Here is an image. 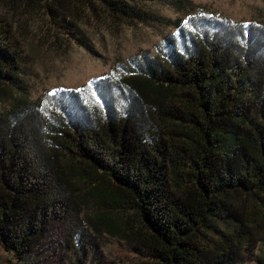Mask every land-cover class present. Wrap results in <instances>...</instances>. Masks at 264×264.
Masks as SVG:
<instances>
[{"label":"trees","instance_id":"trees-1","mask_svg":"<svg viewBox=\"0 0 264 264\" xmlns=\"http://www.w3.org/2000/svg\"><path fill=\"white\" fill-rule=\"evenodd\" d=\"M28 1L68 35L61 20L76 6L128 26L163 19L155 0ZM189 33L32 100L33 68L1 13L4 253L27 264L59 221L73 264L103 234L154 264H242L256 248L264 264V23Z\"/></svg>","mask_w":264,"mask_h":264},{"label":"rangeland","instance_id":"rangeland-1","mask_svg":"<svg viewBox=\"0 0 264 264\" xmlns=\"http://www.w3.org/2000/svg\"><path fill=\"white\" fill-rule=\"evenodd\" d=\"M23 1L0 0V15L10 24L13 43L33 68L32 100L53 87H78L138 52L154 54L155 46L172 33L181 31L188 38L191 31L216 38L234 23H264V0H155L163 19L151 24L128 26L105 16L94 17L78 6L67 9L61 23L68 35L54 29L35 8L27 12L33 2L26 0L24 5ZM79 40L90 44L91 50L80 47ZM66 235L65 223H52L47 239L34 246L27 264H73L75 256L71 244L65 243ZM259 249L244 253L242 264H256ZM81 257L84 264H154L137 244L107 234L94 236ZM0 264L20 262L0 249Z\"/></svg>","mask_w":264,"mask_h":264},{"label":"snow or ice","instance_id":"snow-or-ice-1","mask_svg":"<svg viewBox=\"0 0 264 264\" xmlns=\"http://www.w3.org/2000/svg\"><path fill=\"white\" fill-rule=\"evenodd\" d=\"M185 26H188V21H184ZM79 91V90H78ZM92 96H95V92L91 93Z\"/></svg>","mask_w":264,"mask_h":264}]
</instances>
